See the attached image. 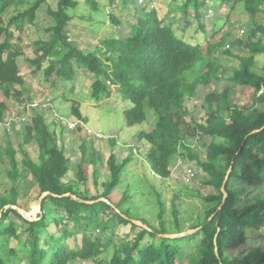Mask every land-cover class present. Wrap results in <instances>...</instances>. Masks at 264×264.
Here are the masks:
<instances>
[{
	"label": "trees",
	"instance_id": "obj_1",
	"mask_svg": "<svg viewBox=\"0 0 264 264\" xmlns=\"http://www.w3.org/2000/svg\"><path fill=\"white\" fill-rule=\"evenodd\" d=\"M86 1L96 14L95 1ZM178 1L183 20L175 14L168 15L169 20L161 17L149 0L132 6L137 13L134 21L108 12V21L121 31L101 38L95 50H87L70 39L69 26L77 18L69 11L77 10L78 0H58L56 9L47 10L53 21L45 30L49 39L36 42L35 57L28 62L34 72L44 69L53 90L61 87L74 93L78 77L84 74L92 77L91 100L111 98L116 90V102L121 105L127 127L144 125L152 113L157 119L154 128L137 133L136 141L146 147L143 160L160 182L172 177L171 166L176 158L195 164L206 176L204 185L211 189L202 197L208 206L204 220L190 229L194 230L191 234L164 237L183 232L176 205L178 195L174 194L171 201L172 221L168 222L163 195L150 179L144 178V182L158 205L154 217L138 212L134 204L137 190L131 193L126 187L116 199L132 155L118 162L111 153L107 160L110 176L102 182L101 192L90 196L87 188L80 186L87 187L90 176L86 164L95 165L98 151L87 148L88 162L83 145L84 158L76 166L74 179H67L71 170L63 149L67 126H61L58 136L56 123L36 112L21 131L16 129L21 137L17 149L8 140L5 148L0 146V161L4 163L3 158H7L5 172L10 183L0 195V238L18 240L27 264H264V248L256 245L241 249L261 237H253L252 231L264 227V75L255 70L257 57L264 55V25L258 22L264 15V0ZM45 2L0 0V123L6 121L8 100L28 105L25 94L29 90L25 88L24 68L19 65L23 53L14 40L16 34L34 25L36 13ZM25 5L27 9L19 10ZM237 6L248 15L246 37L234 38L225 32L215 42L222 26L210 18L211 12L218 14L224 9L227 23L229 13ZM11 7L16 13L5 23L3 14ZM80 19L96 29L91 12ZM193 26L196 34L186 36ZM192 37L200 39L190 40ZM228 59L236 64L226 72L224 63ZM221 80L230 86L205 95L204 112L196 121L187 103L196 97L199 87ZM234 86L253 90L249 107L233 101L230 89ZM66 101L71 103V113L78 121L74 127L83 130L88 120L80 104L73 99ZM29 146L35 150L29 151ZM200 146L205 149L204 159L200 158ZM17 152L22 159L16 158ZM91 177L96 186L97 169ZM44 193L48 195L40 201ZM29 199L40 206L34 221L24 219L17 210L27 212ZM121 227H129V232L115 240ZM70 239L75 241L73 247ZM109 248L113 250L111 258L99 259ZM5 249L9 259L16 253L14 248ZM5 257L0 248V264H9Z\"/></svg>",
	"mask_w": 264,
	"mask_h": 264
},
{
	"label": "rangeland",
	"instance_id": "obj_2",
	"mask_svg": "<svg viewBox=\"0 0 264 264\" xmlns=\"http://www.w3.org/2000/svg\"><path fill=\"white\" fill-rule=\"evenodd\" d=\"M96 3V9L98 12L93 14L91 7L87 5L86 0H78L79 7L76 11H69L70 14L75 13V19L73 23L69 26L70 39L75 44L79 45L81 48L87 50H95L96 45L99 44L101 38L111 35V33H116L120 30L119 27H113L108 21V12H114L119 15L123 20L134 21L136 19V12L133 9V5L142 4L141 0H131L132 3H125V0H94ZM151 1L153 7L156 8L157 12L161 17L166 18L170 14H175L177 18L183 20L180 17L178 11V6L180 1L172 3L173 0H149ZM58 0H46L45 4L36 13L35 23L32 27L21 34H16L15 45H17L22 51L23 55L19 58V65L24 68L25 77V88L29 91L25 94V98L28 101L27 106H23L21 103L14 99L8 100V113L6 120L20 118L23 121L20 123L21 126L17 128H12L11 132L6 133L3 128L0 127V146L5 148L6 141H10L14 149H17L18 142H21V137L15 132L17 130H22L24 126L31 121L36 112L41 113L48 122L54 121L56 124L54 129L56 134L59 136L61 131V126L66 125L67 131L64 135V152L70 159L71 170L67 176V179H74L73 174L76 172V166L82 160V150L83 145L88 151L87 157L89 161V149L94 148L98 151L99 155L96 156L95 165L90 163L86 164V170L89 177L87 182V187L80 186L81 189L87 188L90 196H94L101 192L102 182H105L109 178V171L107 166V160L111 153H114L118 162L124 161L126 158L132 155V161L128 163L125 168L124 175L122 177V183L117 190L118 196L120 197L121 192L126 188H131V193L137 190L138 194L134 197L135 207L138 208V212L144 216L154 217L158 212V205L155 196L148 184H145L144 178L150 179L156 189L162 193V199L166 206L165 218L168 222L172 221L171 217V201L174 194L178 195L176 200V205L178 209V218L180 228L183 232L189 231L194 225L204 220L205 211L208 206L206 202L202 199L206 195L211 193V189L204 185L206 179L205 174H203L198 167L182 158H176L172 163V177L167 181H158L153 174L150 173L146 162L143 160V154L145 152L144 144L138 143L137 133L140 130H152L157 121L156 117L150 113L147 117V122L144 125H136L132 127H127L124 123V118L121 114V105L116 102V90L113 91L111 98H103L96 102L89 98V88L92 82V77L88 74L81 75L78 77L77 85L78 89L71 93L69 89L64 88L61 90L59 87L56 90L51 88V85L47 83V78L44 75V69L39 72H34V67L28 62L30 59L35 57L36 42L46 41L49 39V34L46 33V29L53 25V21L48 14V8L56 9ZM211 2L210 0L208 1ZM27 5L22 6L19 10L24 11L27 9ZM101 8V9H100ZM91 12V16L94 18L93 23L97 26L96 29L91 27V24L80 19V16H88ZM16 13V9L11 7L3 14V20L6 23L11 16ZM172 16V15H171ZM79 17V18H78ZM210 18L218 20L220 26H222L221 31L215 36L214 41H219L222 38L223 33L229 32L232 37L240 36L245 38L248 31L246 23L248 21V15L245 13L243 7L237 6L234 10L229 13L228 21L226 20L225 10L219 11L216 14L214 11L211 12ZM103 21V22H102ZM183 22V21H181ZM209 22V18H207ZM258 22L264 25V15L258 18ZM213 30V25L210 23L209 32ZM196 34L195 26L189 27L186 36ZM197 36V35H196ZM188 38V37H187ZM200 39L196 37L189 38ZM221 51V50H220ZM221 55V53H218ZM255 70L257 73L264 75V55H260L256 59ZM224 63V69L228 72L236 62L232 59H228ZM44 68H47V63L43 64ZM69 86V85H68ZM230 84H226L225 81L221 80L219 82H212L207 86L199 87L196 97L187 103L189 107L191 116L199 121L204 109H202V104L204 103L205 95L213 91H221L225 89ZM230 96L233 101L244 107H249L252 104L253 90L248 87L234 86L230 89ZM76 100L80 104L81 113L87 118L88 122L83 126V130L78 131L74 126L78 123L77 119L71 113V103L66 100ZM260 107V106H259ZM53 128V127H52ZM113 140V144L112 141ZM62 142H60V145ZM200 151V158H205V149L203 147L198 148ZM28 150L33 152L35 150L34 146H29ZM17 159H22V154L17 152ZM7 158H3V162L0 161V195L4 194V190L10 187V183L7 179L5 167ZM98 170L97 185L95 186L92 181L93 170ZM192 171L193 176L189 183L185 182L186 175ZM29 181L33 182V179L29 177ZM25 190L21 192V198L25 196ZM30 194V192H29ZM30 196H34L33 193ZM25 197L24 199H26ZM39 202L34 200H28V211L26 214L30 218L36 219L37 215L40 213ZM129 232V227H121L117 231L118 238H122L123 235ZM252 236L261 237L257 240H251L248 245L241 247V249H247L249 246L259 245L264 248V227L259 231H252ZM25 238V235H22ZM80 235L77 237V241L80 242ZM71 247L74 246L75 241L73 239L69 240ZM18 240L15 238L7 237L0 238V248L3 250L6 259L9 260V264H21L22 262L27 264L28 258L25 252L19 247ZM5 248H14L16 253L13 257L9 259ZM5 249V250H4ZM238 251V250H237ZM236 251V253H237ZM112 248H109L102 254L99 259L108 261L112 256ZM76 264H93L92 262H77Z\"/></svg>",
	"mask_w": 264,
	"mask_h": 264
},
{
	"label": "water",
	"instance_id": "obj_3",
	"mask_svg": "<svg viewBox=\"0 0 264 264\" xmlns=\"http://www.w3.org/2000/svg\"><path fill=\"white\" fill-rule=\"evenodd\" d=\"M255 132H256V131H255ZM230 171H231V169H229L228 174H227V176H226V179L228 178V175L230 174ZM223 192H225L224 189H223ZM46 195H48V193H44V194L41 196L40 201H41V200L43 199V197L46 196ZM224 197L226 198V194H225ZM102 200H103V201H106L105 199H102ZM38 207H39V209H40V206H38ZM17 210H18V212L20 213V215H21L24 219L29 220V221H34V220H36V219H34V218H30V217H28V215L26 214V212H24L23 210H21V209H19V208H17ZM133 222H134L135 224H137V225H142V224H141L140 222H138V221H133ZM193 232H194V230H189V231L182 232V233H179V234L164 235V237L174 239V238H178V237L186 236V235L191 234V233H193Z\"/></svg>",
	"mask_w": 264,
	"mask_h": 264
},
{
	"label": "built area",
	"instance_id": "obj_4",
	"mask_svg": "<svg viewBox=\"0 0 264 264\" xmlns=\"http://www.w3.org/2000/svg\"><path fill=\"white\" fill-rule=\"evenodd\" d=\"M22 121H23V119H20V118L6 120V121L0 123V127H2L3 128L2 130H4L6 133H9V132H11L13 125H17ZM192 176H193V173H192V171H190L186 175L185 182L189 183Z\"/></svg>",
	"mask_w": 264,
	"mask_h": 264
}]
</instances>
